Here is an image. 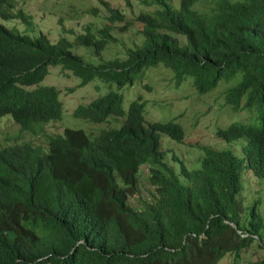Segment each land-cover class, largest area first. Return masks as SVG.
<instances>
[{
    "label": "trees",
    "instance_id": "obj_1",
    "mask_svg": "<svg viewBox=\"0 0 264 264\" xmlns=\"http://www.w3.org/2000/svg\"><path fill=\"white\" fill-rule=\"evenodd\" d=\"M109 1L100 0L103 23H85L73 40L72 28L52 41L0 23V120L38 135L61 118L59 90L42 83L51 66L71 71L79 86L97 77L116 87L72 112L105 127H65L44 134L45 146L0 143V264H217L251 243L264 247V220L240 198L246 170L264 179V0H138L140 42L123 41L122 58L85 63L75 45L100 57L133 22ZM0 17L33 22L12 0H0ZM159 63L198 93L227 83L222 104L256 107L257 124L217 128L228 147L198 144L188 167L161 146L163 135L183 142L178 123L146 120L141 96L122 106L119 90ZM142 165L153 189L135 208L128 198L139 192Z\"/></svg>",
    "mask_w": 264,
    "mask_h": 264
},
{
    "label": "rangeland",
    "instance_id": "obj_2",
    "mask_svg": "<svg viewBox=\"0 0 264 264\" xmlns=\"http://www.w3.org/2000/svg\"><path fill=\"white\" fill-rule=\"evenodd\" d=\"M109 2L113 7L124 11L126 20L133 22L123 30L121 35L114 33L116 40L107 42L100 57L93 54L91 47L75 45L73 52L81 56L85 63L96 65L115 58H122L125 55L123 41L129 44L132 40L140 42L143 38L137 31L142 28V25L134 21V17L139 12L138 0H130L131 5L122 0H110ZM12 3L16 9L21 8L25 13L31 15L33 26L27 28L20 19L3 20L1 17L0 23L9 28L15 27L30 35L42 30L52 41H56L59 34L69 37L67 32L70 28L75 30V33L71 34L72 39L70 40H73L77 34L82 32L81 27L85 23H90L94 30L95 26L99 25L98 23H103L102 16L106 14L105 9L101 7L100 0H12ZM91 7H100L99 15L86 12ZM60 17L61 20H59ZM129 26L130 28H128ZM114 31L118 32L117 27L114 28ZM189 79L177 84L174 72L159 63L147 68L142 78H138L132 86H125L119 91L123 95L122 106L125 111L134 99L141 96L145 102L146 120L151 122L173 121L183 128L185 134L183 142H177L163 135L161 136V146L178 155L188 167H194L201 154L198 144L227 148L228 144L216 137L217 128H226L233 122L256 125L259 112L256 107L235 112L227 103L223 105V92L228 86L227 83L221 81L214 89L206 93H198ZM79 82L80 78L72 75L70 71L63 70L59 66H51V69L49 67V73L42 83L53 85L59 90V101L62 105L61 118L44 124L43 128L38 130V135L21 131L19 125L11 122L8 118L1 119L0 143L12 144L26 141L33 145L45 146L44 134L62 133L65 127L94 131L107 126L106 122L91 123L75 117L72 112L78 105L86 104L110 89L116 90L115 85L108 84L97 77L83 86H79ZM244 100L245 96L242 98V101ZM196 142L197 144H195ZM229 147L240 154V147L237 145L231 144ZM152 189L148 181V166L142 165L139 176V192L128 198L129 204L139 208L143 200H148ZM240 198L246 205L251 206L255 203L264 220V179H258L251 171L246 170L243 175V189ZM263 261L264 247H258L254 242L242 249L239 258L235 259L232 253H227L217 264H264Z\"/></svg>",
    "mask_w": 264,
    "mask_h": 264
},
{
    "label": "clouds",
    "instance_id": "obj_3",
    "mask_svg": "<svg viewBox=\"0 0 264 264\" xmlns=\"http://www.w3.org/2000/svg\"><path fill=\"white\" fill-rule=\"evenodd\" d=\"M13 20V19H12ZM11 20V21H12ZM33 26V24L30 26V27H27V28H31ZM15 28V27H14ZM17 29V28H16ZM22 32V31H21ZM39 32H43L42 30H39L36 34H33V35H31V36H34V35H37ZM27 33V32H26ZM44 33V32H43ZM30 35V34H29ZM59 36H60V34H59ZM59 36H58V38H59ZM57 38V39H58ZM60 67V66H59ZM67 71H69V70H67ZM71 72V71H70ZM73 75V74H72ZM132 86V85H131ZM81 105V104H80ZM74 111V110H73Z\"/></svg>",
    "mask_w": 264,
    "mask_h": 264
}]
</instances>
